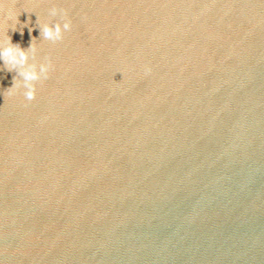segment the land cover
I'll return each mask as SVG.
<instances>
[{
    "label": "water",
    "instance_id": "95a60500",
    "mask_svg": "<svg viewBox=\"0 0 264 264\" xmlns=\"http://www.w3.org/2000/svg\"><path fill=\"white\" fill-rule=\"evenodd\" d=\"M0 6L54 64L0 59V264H264V0Z\"/></svg>",
    "mask_w": 264,
    "mask_h": 264
},
{
    "label": "clouds",
    "instance_id": "9594fccd",
    "mask_svg": "<svg viewBox=\"0 0 264 264\" xmlns=\"http://www.w3.org/2000/svg\"><path fill=\"white\" fill-rule=\"evenodd\" d=\"M14 2H18V0H14ZM49 12L52 17L57 16L59 13L60 20H56L55 23H40V18L38 17L37 23L40 27V35L42 39L55 43L63 40L64 33L66 31H71L73 25L72 20L67 15L66 9H58L56 6H53ZM18 15L19 12H17L14 8H8L5 10L2 6H0V33H3L6 28H9V21L12 22L11 27L15 30V26L18 23ZM5 25H7V27H5ZM31 31L32 29L29 28L30 33ZM36 41V38L33 37L29 47L24 49L19 43L13 44L11 42V37L7 34L2 35V38H0V59L4 61V65L9 71L16 70L18 74L13 77V85L7 90V92L9 94H15L18 89L23 87V95L25 100L28 102L35 100L37 96L36 82H43V80H47L50 75V70L54 68L53 62L47 57L45 58V61L40 63L35 62L34 57L37 52ZM30 57L33 58L32 62H30ZM145 71L150 72L151 69L146 68ZM114 82L116 84L120 83V81Z\"/></svg>",
    "mask_w": 264,
    "mask_h": 264
}]
</instances>
